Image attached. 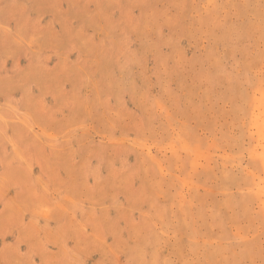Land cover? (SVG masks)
<instances>
[{
  "label": "rangeland",
  "instance_id": "obj_1",
  "mask_svg": "<svg viewBox=\"0 0 264 264\" xmlns=\"http://www.w3.org/2000/svg\"><path fill=\"white\" fill-rule=\"evenodd\" d=\"M263 153L264 0H0V264H264Z\"/></svg>",
  "mask_w": 264,
  "mask_h": 264
},
{
  "label": "bare ground",
  "instance_id": "obj_2",
  "mask_svg": "<svg viewBox=\"0 0 264 264\" xmlns=\"http://www.w3.org/2000/svg\"><path fill=\"white\" fill-rule=\"evenodd\" d=\"M263 155H264V153H263ZM263 157V156H262ZM263 159H264V157H263ZM264 190V189H263Z\"/></svg>",
  "mask_w": 264,
  "mask_h": 264
}]
</instances>
